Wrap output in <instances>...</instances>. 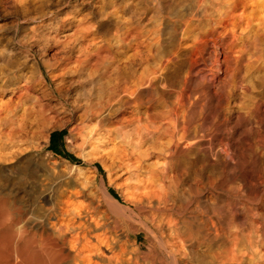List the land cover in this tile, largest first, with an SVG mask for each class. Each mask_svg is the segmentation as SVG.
Wrapping results in <instances>:
<instances>
[{"label":"bare ground","instance_id":"bare-ground-1","mask_svg":"<svg viewBox=\"0 0 264 264\" xmlns=\"http://www.w3.org/2000/svg\"><path fill=\"white\" fill-rule=\"evenodd\" d=\"M77 1L0 0L92 24L57 53L79 52L80 100L0 65V264H264V0ZM68 122L105 173L48 149Z\"/></svg>","mask_w":264,"mask_h":264},{"label":"rangeland","instance_id":"rangeland-1","mask_svg":"<svg viewBox=\"0 0 264 264\" xmlns=\"http://www.w3.org/2000/svg\"><path fill=\"white\" fill-rule=\"evenodd\" d=\"M82 2V3H80ZM79 6L86 5L85 13H89L92 10V5L88 0H79L73 4ZM0 12V65H5L7 57L9 55L20 54L21 62L27 60L29 66L25 69V78L22 84L31 83L34 81L36 89L40 88L39 81L43 80L45 86L51 90L50 86L57 88L65 81L68 84L66 99L70 102L74 100H80L90 92V83L87 80L82 79L80 72L75 70V64L72 60L76 58L79 52L74 51L72 53L73 59H68L65 54H57L63 50V47H70L75 39L81 37L83 33L89 32L92 24L88 21L87 24H83V30L80 33H75L76 27L71 28L69 25L63 29L61 19L65 13L71 9H56L54 13H46L42 16H31L28 19H19L14 15H6L4 13V7H1ZM17 25L20 26L18 34L15 33ZM65 30V31H64ZM65 33H63V32ZM69 37L64 38L65 35ZM23 43L25 47H18L16 43ZM48 44V46H46ZM33 50L36 60L32 59V56H28L24 50ZM69 55V54H68ZM20 65H22L20 63ZM30 77V79H27ZM50 98L53 99V103L59 101L61 95L59 93L51 92ZM64 98V97H63ZM73 122H68V125L64 128H56L51 132L49 148L55 152L57 157L61 161L65 159L70 160L73 163H79L87 168L86 170H95V166L100 169V174L105 173L103 163L101 159L93 155L91 161H84L82 158L83 152H92L93 147L89 143L82 145L83 140L79 139L77 142H69L68 139L71 135L70 126ZM55 134L54 138L52 135ZM71 154L74 158H70ZM100 179V175H98ZM124 174L123 172L114 175L115 182L109 185L112 193L122 201V184Z\"/></svg>","mask_w":264,"mask_h":264},{"label":"trees","instance_id":"trees-1","mask_svg":"<svg viewBox=\"0 0 264 264\" xmlns=\"http://www.w3.org/2000/svg\"><path fill=\"white\" fill-rule=\"evenodd\" d=\"M55 134L52 135V137L54 138ZM70 158H74L71 154L68 155Z\"/></svg>","mask_w":264,"mask_h":264}]
</instances>
